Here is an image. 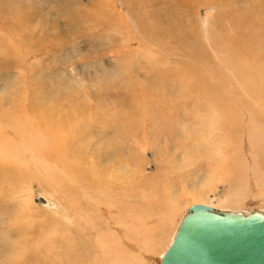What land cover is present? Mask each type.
I'll return each mask as SVG.
<instances>
[{
	"label": "rangeland",
	"instance_id": "374dc122",
	"mask_svg": "<svg viewBox=\"0 0 264 264\" xmlns=\"http://www.w3.org/2000/svg\"><path fill=\"white\" fill-rule=\"evenodd\" d=\"M209 14L221 15L212 34L234 55L249 42L236 39L244 32L243 39H264V0H0V264H93L114 253L120 239L134 263L159 264L193 205L264 213V196L247 169L235 175L252 180L250 186L245 180L250 188L241 208L220 205L229 183L242 188L228 170L235 156L245 164L249 150L245 137L226 156L203 143L208 110L196 98L213 86L196 58L193 66L192 55L194 46L201 44L204 52L211 45ZM171 78L178 84L196 80V93ZM142 130L152 131L148 140ZM118 158L130 163L132 182L140 172L137 191L146 188L142 176L151 179L144 191L150 204H142L140 195L118 197L101 209L102 226L87 233L75 210L80 205L72 203H83L93 179H104L98 173L83 179L91 166L104 174L128 172ZM165 212L172 215L168 221ZM139 214L152 217L135 223L134 238L167 222L157 246L139 249L135 239H125V223Z\"/></svg>",
	"mask_w": 264,
	"mask_h": 264
},
{
	"label": "bare ground",
	"instance_id": "6f19581e",
	"mask_svg": "<svg viewBox=\"0 0 264 264\" xmlns=\"http://www.w3.org/2000/svg\"><path fill=\"white\" fill-rule=\"evenodd\" d=\"M257 16H261V14L258 13ZM207 17H208V23H210V26L208 28H206V31H207L206 34H210V31H212L211 30L212 26L214 27L216 25V23L221 24V15L219 14L217 17H214L213 19H212V15H210V14ZM253 22H256V21L254 20ZM257 22H258V20H257ZM260 22H262V21H260ZM212 23H213V25H212ZM262 25H264V23ZM217 27L218 26L216 25V28ZM261 27L262 26H260V28ZM139 30L144 31V35H145L146 39L149 41V33H148L147 29L144 30L143 28H140ZM139 30H138V32H139ZM212 33H213V31L211 32V34ZM244 33L236 39L238 41H241L239 44H244V41H249V42H248L247 46L242 50V52L237 53V55H234L235 52L233 53L230 50H228V48H229L228 46L227 47H224V46L219 47L218 41L216 40V37L213 34L211 37V42L209 40V44H211V45L207 46V48L209 47L208 49L205 48V50H204L205 53L202 52V45L201 44L198 43L199 46L193 47V48H196V50H197V51H195L197 55L196 56L192 55L193 66H195V58H196L197 64H199V65L201 64L206 71L204 76L211 78V80H212L211 85L213 86L210 89H207V91H205V92H199V94H198L199 97L196 98V101H199L198 104H201L202 107H204L208 110L207 111V117H205V115H202V119H203L202 128H203V130L201 131V134L203 135V143L205 145H211V146L213 145V147L217 150L218 156L220 155L221 149L223 150V154L226 156V154H227L226 151L230 147H235L237 145H240V148H241V144H243L244 137L246 138V141L244 142V144L248 143L247 148L249 150V153H246V156H248L247 157L248 161H246V163L244 164L243 160H240L237 156H235L236 162L235 163H234V161L232 162V166L230 167V169L228 171L234 175V177H233V179H234V178H236L235 175H241L247 169V171L252 173L253 178L255 179L256 188L259 191L257 193L260 196H264V109H263V107H264V39L262 40L259 36H255V37L249 38V39L248 38L243 39V36L245 35ZM253 35H254L253 32H251L250 36H253ZM218 37H217V39H218ZM247 37H248V34H247ZM258 40L262 41L263 44L262 45L259 44L257 42ZM144 41H146V40H144ZM252 41H255V45H252V43H251ZM231 44H233V43L231 42ZM232 47H234V45H232ZM222 49H225L226 52L223 51ZM235 51H237V50H235ZM201 53H202V57H201ZM210 58H213L216 62H211ZM189 67H190V69L192 68V66H189ZM201 70H202V68H201ZM189 74L191 76V73H189ZM171 80L175 83L177 82L176 84H178V82H179V80L176 81L175 79H172V78L170 79V81ZM182 83H180L178 85L183 86L184 88L186 86V87L190 88V90L194 94L196 93L195 87L194 88L192 87L193 85H196V80L193 81V80H190L188 78H185L182 81ZM203 85H205V84H203ZM204 88H205V86H204ZM188 93H190V92H188ZM186 99L188 100L189 97H186ZM235 112H237L238 114ZM167 119H169V118H167ZM153 120L155 121V119H153ZM159 120H161V118ZM162 120L165 121V118L163 117ZM151 122L153 123L152 120H151ZM161 123H163V122H161ZM6 124L7 123H5V125ZM197 129H198V127L196 124V132H197ZM158 131L159 130L155 126L154 132H158ZM151 133H152V131L149 132L147 130H142V132H140L139 134H141L144 138H146V140H148L147 137ZM136 136L137 135H135V134L132 136L133 137L132 141L136 138ZM243 147L246 148V146H243ZM249 154H250V157H249ZM120 158H118L119 164L122 162H125L126 158L125 159H123V158L120 159ZM249 161H251L252 163ZM126 162H128V161L126 160ZM122 164L125 165L123 167L126 171L128 170V172H125L123 169H121L122 172L121 171L116 172V168H114L113 170H107L106 171L107 173L104 174L103 172L99 171L98 165H94V166L90 167L92 170L88 173V175H86L83 178V179L94 178V175L96 173H98L104 177V179L101 182H99V184H97L95 179H93V181H94L93 184L89 188H84L83 197L85 199H84L83 203H80L82 201L79 202V200L75 201V202L73 201L74 203H72V207H74V206L77 207V205H80L78 207L81 208V211L79 208H78L79 211L75 207L74 208L77 211L76 213L79 212V216H80L79 221L85 222L83 224L84 226L83 227L81 226L82 227L81 229L86 230L87 233L95 232L97 227L102 226V223L104 222V221L102 222V219H104V217L101 215L102 214L101 209H104L105 207L109 206L108 205L109 202H110V205L114 204L113 200H115L118 197L119 198L121 197V199H122V197L136 198V197H139V195H140L141 198H143L141 194H144L143 196L146 197V200H144L145 202H142V200L144 198L141 199L139 197V199L138 198L137 199L139 201L141 200L140 202L142 204L146 203V201L148 199L147 204H146V205H148L149 197L151 199V196H149L147 198L148 195L146 193H144V191H145V189L150 191L149 189H151V187L149 185H150L151 179L148 176L147 177L142 176L143 181H144L143 183L146 184V188L142 189L141 191H137L136 185H138V184H136V183L138 181H140V180H138V178L141 176L139 174L140 172H138L137 174L135 173L136 175L133 176V182H134L133 183L131 181V177H130L132 175V172H129L131 167L127 166V164H130V163H122ZM54 165H57V164H54ZM249 166H250V168H249ZM55 168L58 170L63 169L67 172L71 170L68 166H66L65 168L55 166ZM101 168H103V167L101 166ZM104 169H106V168H104ZM125 173H127V174L124 176ZM137 175H140V176H137ZM242 177H238V179L236 178L235 180H233L231 178V181L233 180L235 182H238L237 184H240L239 182H241L242 188L241 189L237 188L233 183H229V190L227 191V193L225 195V200L221 201V203H220L222 208H225V209H229V208L239 209V208H241L240 204H243L242 202H243V199L245 197L244 195L247 192L246 190L248 188H250V187H248L245 180H247V182L249 183V186H250V182L252 181V180H249L248 177L245 180H244V178L241 179ZM229 180L230 179H227V182H231ZM141 181H142V179H141ZM53 183H54V181H53ZM74 183H76V182H74ZM70 184H72V183H70ZM58 186H61V184L60 185L55 184L54 187L59 188ZM239 187H240V185H239ZM130 190H133V192H130ZM55 191H57V190H55ZM112 192L116 193L115 198L113 197ZM147 193H149V192H147ZM152 193L154 194V192H152ZM137 199H135V200H137ZM153 199H154V197H153ZM139 201L136 202V204L140 206L141 203H139ZM73 204H75V205L73 206ZM149 204H150V202H149ZM202 205L210 207L209 204H202ZM112 206L110 208H112ZM128 207H129V205H128ZM132 207H134V206H132ZM138 208H140V207H138ZM210 208H212V207H210ZM116 209H119V208H116ZM146 209H147V206H146ZM212 209H214V208H212ZM110 210H112V209H110ZM148 212H152V210L150 209ZM171 213L173 215L174 212H171ZM146 214H148V213L146 212ZM146 214H144V215H146ZM122 215L124 216V214H122ZM163 215L165 216V214H163ZM172 215L169 214V218L166 220L168 221L172 217ZM110 216L112 217V215H110ZM118 216L119 215H117V217ZM135 216H138V217H135ZM120 217H121V215H120ZM151 217H152V214L150 215V217L147 216L145 218L143 215H140V214L134 215L130 221L125 223V225H126V234H125L126 238L125 239H129V240L135 239L136 244L139 245V247H138L139 249L148 248L150 245L152 247L157 246L159 244V242L162 240V238L164 237L163 231H164L165 224L167 222L166 223L164 222L165 223L164 226L162 225L161 227L156 229L155 232L154 231L151 232V231L147 230L143 233L141 231L140 234L136 233L137 235H135V238L131 234L130 229L135 226L136 222H140L141 224H143L146 221H148ZM123 219H125V218H123ZM66 220H68V219H66ZM119 220H122V219H119ZM69 223H70V221H69ZM81 224H82V222H81ZM85 224H87V225L85 226ZM115 224L116 223H114V225ZM162 224H163V222H162ZM107 225H108V223H107ZM143 227H144V225H143ZM116 228H118V227H116ZM145 229H146V227H145ZM143 231H144V229H143ZM108 232H110V231H108ZM146 234H149L150 237L149 238L145 237ZM172 235H173V233H172ZM100 237H98V238L100 239ZM105 237L103 236V238H105ZM53 238L55 239L54 236L51 239H53ZM113 239H115V238H113ZM120 240L118 243L119 244L118 249L114 253L107 255L104 259H100V260H102L100 262H97L95 260L96 262L94 261L95 263H93V264H136L133 262V259H134L133 251L130 249H127V247H125L126 245H124V242L122 240L121 241ZM70 242H72V241H70ZM103 242H104V239H103ZM112 244H114V243H112ZM69 246H71V245L69 244ZM97 248H100V246ZM115 248H116V246H115ZM134 261H136V260L134 259ZM139 262H140V259H139ZM139 262L137 261L138 264H140Z\"/></svg>",
	"mask_w": 264,
	"mask_h": 264
},
{
	"label": "water",
	"instance_id": "95a60500",
	"mask_svg": "<svg viewBox=\"0 0 264 264\" xmlns=\"http://www.w3.org/2000/svg\"><path fill=\"white\" fill-rule=\"evenodd\" d=\"M159 264H264V213L193 205Z\"/></svg>",
	"mask_w": 264,
	"mask_h": 264
}]
</instances>
